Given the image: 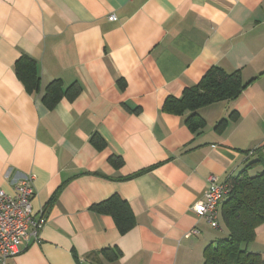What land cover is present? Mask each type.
<instances>
[{
	"label": "crops",
	"instance_id": "obj_1",
	"mask_svg": "<svg viewBox=\"0 0 264 264\" xmlns=\"http://www.w3.org/2000/svg\"><path fill=\"white\" fill-rule=\"evenodd\" d=\"M23 56L37 67L33 93L14 71ZM212 67L252 82L200 109L193 134L163 105ZM53 81L78 93L48 109ZM256 149L264 0H0V190L33 175V212L47 219L7 264H202L222 228L192 208L210 176L227 182ZM115 195L134 218L123 234L91 210ZM245 248L264 258V225Z\"/></svg>",
	"mask_w": 264,
	"mask_h": 264
},
{
	"label": "trees",
	"instance_id": "obj_2",
	"mask_svg": "<svg viewBox=\"0 0 264 264\" xmlns=\"http://www.w3.org/2000/svg\"><path fill=\"white\" fill-rule=\"evenodd\" d=\"M14 71L26 91L33 93L39 90L40 80L32 59L26 56L19 58L14 64ZM251 82H243L238 72L226 73L212 67L197 85L185 89L180 98L166 99L163 111L184 116L190 132L200 133L205 121L198 111L215 103L236 100ZM77 93V87L62 89L60 81H53L47 86L43 101L46 108L53 109L61 98L72 99ZM223 124L224 120L218 122L216 130ZM254 153V159L225 182L228 194L219 209V227L223 226L225 237L204 249L202 264H264L260 254L245 248L254 241L256 229L264 225V154L259 149ZM91 210L111 216L121 234L134 226L129 205L118 195L93 205Z\"/></svg>",
	"mask_w": 264,
	"mask_h": 264
},
{
	"label": "built area",
	"instance_id": "obj_3",
	"mask_svg": "<svg viewBox=\"0 0 264 264\" xmlns=\"http://www.w3.org/2000/svg\"><path fill=\"white\" fill-rule=\"evenodd\" d=\"M108 20L116 21V17L111 15ZM34 179L33 175L19 177L13 183L11 194L0 190V264H7V260L16 255L20 247L38 242L40 231L47 223L42 212H33L31 199ZM207 181L208 187L194 204L192 212L217 229L219 209L228 194V186L219 183L215 176H210ZM192 233L196 234L197 231Z\"/></svg>",
	"mask_w": 264,
	"mask_h": 264
},
{
	"label": "rangeland",
	"instance_id": "obj_4",
	"mask_svg": "<svg viewBox=\"0 0 264 264\" xmlns=\"http://www.w3.org/2000/svg\"><path fill=\"white\" fill-rule=\"evenodd\" d=\"M221 230L219 231V230H217V231H219L220 233H219V238H223V237H225V231H224V228H223V226H221Z\"/></svg>",
	"mask_w": 264,
	"mask_h": 264
}]
</instances>
